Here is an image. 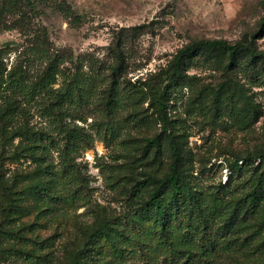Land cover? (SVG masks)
Instances as JSON below:
<instances>
[{
  "label": "rangeland",
  "instance_id": "rangeland-1",
  "mask_svg": "<svg viewBox=\"0 0 264 264\" xmlns=\"http://www.w3.org/2000/svg\"><path fill=\"white\" fill-rule=\"evenodd\" d=\"M263 17L261 0H0V71L22 68L32 83L45 71V50L63 55L69 71L82 62L81 71L91 66L107 73L110 47L120 39L126 66L122 87H128L122 107L111 114L99 105L109 79L98 82L96 95L80 107L44 108L41 99L17 97L13 125L43 133L35 143L7 140L0 118V264H71L72 253L101 217L133 215L137 201L129 204V199L137 181L167 172V134L179 146L182 167L202 200L221 197L225 204L208 221L209 260L191 264L264 261V180L255 208L240 207L263 168L257 155L264 149V65L247 66L241 58L228 70L225 55L197 57L171 94L166 132L149 107V92L137 83L155 75L145 90L163 87L164 76L157 74L181 46L202 39L235 43L252 36ZM256 45L264 51V37ZM226 79L229 91L217 94ZM60 125L76 131L62 136ZM72 134L81 135L84 148L65 156ZM158 134L160 146L148 148L146 139ZM236 158L247 159L233 171ZM52 180L57 188L61 183L55 198L30 192ZM153 238L144 241L146 261L163 264Z\"/></svg>",
  "mask_w": 264,
  "mask_h": 264
},
{
  "label": "trees",
  "instance_id": "trees-1",
  "mask_svg": "<svg viewBox=\"0 0 264 264\" xmlns=\"http://www.w3.org/2000/svg\"><path fill=\"white\" fill-rule=\"evenodd\" d=\"M261 5L264 7V0H261ZM142 27L143 25H139L133 29ZM262 37H264V17L252 36L245 35L235 43L221 39H202L181 46L171 56L165 68L157 74L164 76L162 79L164 85L159 89L150 87L149 90H145L155 75L143 79L142 83L139 79L138 89L145 93L149 92V107L162 125L163 132H166L169 123L168 110L172 106L170 102L173 99L171 94L183 82L186 71L193 66L197 57L225 55L228 70H231L232 65L241 58H246L247 66L264 65V51L259 50L256 45V41ZM110 52L113 61L109 64L106 73L91 66L88 72L81 71L82 62H77L74 71H69L63 67L65 60L63 55L56 53L50 56L44 50L40 54L47 59L45 71L32 83L26 82V73L22 68L12 67L6 73L3 66L0 71V99H3L0 118L6 126L3 130L7 140L23 137L35 143L43 136V133L29 132L25 126L13 125L16 118L15 111L18 108L17 97L26 101L41 99L46 102L44 108L58 106L65 109L66 103L80 107L82 103L96 95L98 82L109 79L108 85L101 91L106 97L99 105L108 114L121 108L122 94L128 87L126 85L122 87L125 84L122 74L126 66L120 39L117 40L115 47H110ZM59 79L61 82L58 81ZM230 82V79L222 82L216 89L217 94L229 91ZM58 84H60L58 88L52 87ZM128 84L132 86L131 83ZM7 92L16 96V99L5 95ZM226 102L232 105V93H228ZM257 120L258 116H255V121ZM9 125L13 128L12 132L8 131ZM76 129L79 130L77 127ZM57 130L62 136L65 134L69 136L72 131H76L74 128L65 129L62 125ZM45 136L51 144L53 139L49 135ZM166 136L171 158L167 172L161 176L149 174L145 179L137 181L133 186L132 199H129V204L131 201H137L133 215L120 218L101 217L90 233L86 234L84 245L72 253L71 264H125V260L129 258L133 259L131 264H140V261H143L142 264H155L146 261L144 247V241L153 237L155 246L161 247L163 264H177L183 259H186L183 264H191L193 261L206 263L209 260L213 245L211 238L208 237V221L210 217L217 216L218 211L225 204L221 201V197H215L210 201L202 200V195L191 182L189 170L182 167L183 159L179 146L173 137L169 134ZM160 137L158 134L146 139L148 148L159 147ZM82 145L81 135L72 134L64 144L65 156L80 147L84 148ZM33 147L36 145H32ZM257 158L263 164V168L253 180L251 190L240 204L245 212L255 208L264 180V149L258 153ZM245 159L247 158H236L232 162V170L236 171L239 163L243 164ZM51 183L52 185H48L47 182L39 183L33 186L30 192L42 190L47 192L46 196L55 198L61 183L58 184L59 188L55 186V180ZM48 189L52 191L48 192ZM238 206L239 204L235 209ZM257 264H264V261Z\"/></svg>",
  "mask_w": 264,
  "mask_h": 264
}]
</instances>
